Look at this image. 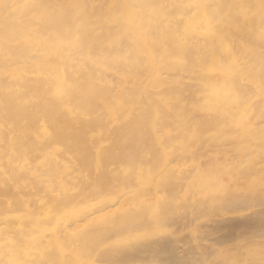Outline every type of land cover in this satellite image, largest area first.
<instances>
[{"label": "bare ground", "instance_id": "bare-ground-1", "mask_svg": "<svg viewBox=\"0 0 264 264\" xmlns=\"http://www.w3.org/2000/svg\"><path fill=\"white\" fill-rule=\"evenodd\" d=\"M229 258L264 264V0H0V264Z\"/></svg>", "mask_w": 264, "mask_h": 264}, {"label": "rangeland", "instance_id": "rangeland-1", "mask_svg": "<svg viewBox=\"0 0 264 264\" xmlns=\"http://www.w3.org/2000/svg\"><path fill=\"white\" fill-rule=\"evenodd\" d=\"M255 212V210L254 211H250V212H232V213H228V214H224V215H220L219 217H225V216H241V215H243V216H247L248 214L249 215H251L252 213H254ZM201 222L202 221H199V222H196V223H194V224H192V226L193 227H190V229L188 228V229H186V231L184 230H177L176 231V227H175V231H172V226L171 225H169L168 227H169V230H168V228L167 229H165V230H162L163 231V234H165V236H172V237H174V236H176V237H180V238H182V239H187V241L190 239V236L192 235V234H194L195 232H197L198 231V228H200V226H201ZM171 226V227H170ZM170 228H172L171 230H170ZM168 230V231H167ZM161 231V232H162ZM189 236V237H188ZM189 239H188V238ZM186 239L183 241V242H186ZM199 241V240H198ZM192 241H190V242H188L187 244H195V243H203V244H209V243H211V241L209 240H200L199 242H192ZM233 242H228V243H226V247L229 249L231 246V248L230 249H234V247H233ZM216 247H219V246H217V245H215ZM225 247V248H226ZM229 249V250H230ZM243 250V249H242ZM233 259V258H232ZM230 260V258L228 259V262H230V261H232L233 263H235V264H237V263H239V264H250L251 262L250 261H248L249 259L252 261V263L251 264H258L259 262H258V260H256V259H251V258H245V259H242V261H240L241 259H239V262L238 261H233V260ZM158 260H148L147 262H144V263H140V264H162L161 262H157ZM223 261L226 263V261L223 259ZM232 263V264H233ZM137 264V263H136ZM216 264H220V262L219 263H217L216 262ZM229 264V263H228Z\"/></svg>", "mask_w": 264, "mask_h": 264}]
</instances>
